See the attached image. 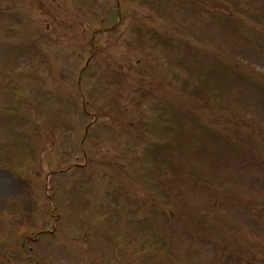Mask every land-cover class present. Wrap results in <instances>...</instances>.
I'll list each match as a JSON object with an SVG mask.
<instances>
[{
  "label": "rangeland",
  "instance_id": "1",
  "mask_svg": "<svg viewBox=\"0 0 264 264\" xmlns=\"http://www.w3.org/2000/svg\"><path fill=\"white\" fill-rule=\"evenodd\" d=\"M0 264H264V0H0Z\"/></svg>",
  "mask_w": 264,
  "mask_h": 264
}]
</instances>
